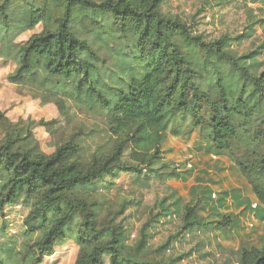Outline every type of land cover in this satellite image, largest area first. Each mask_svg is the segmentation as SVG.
<instances>
[{"label":"trees","instance_id":"obj_1","mask_svg":"<svg viewBox=\"0 0 264 264\" xmlns=\"http://www.w3.org/2000/svg\"><path fill=\"white\" fill-rule=\"evenodd\" d=\"M168 1L0 0V58L15 64L8 81L42 105L54 104L72 125L49 154L34 129L55 134L58 118L12 121L0 108V213L30 205L25 247L19 253L0 247V264H42L70 241L79 246L75 264L183 261L149 257V222L128 243L124 216L131 200L112 199L102 188L107 176L123 172L186 180L184 169L171 171L166 162L156 167L170 134L187 140L197 132L208 153L229 157L257 201L242 198L238 189L218 196L208 188L181 213L176 195L162 209L165 216L179 213L181 228L158 253L170 251L183 235L213 230L211 225L232 229L238 206L259 207L257 217L263 213L264 44L234 50L253 35L254 24L239 35L207 40L163 10ZM28 31L34 33L18 42ZM95 138L101 141L92 145ZM206 207L214 220L200 215ZM240 264H264V245L245 248Z\"/></svg>","mask_w":264,"mask_h":264},{"label":"rangeland","instance_id":"obj_2","mask_svg":"<svg viewBox=\"0 0 264 264\" xmlns=\"http://www.w3.org/2000/svg\"><path fill=\"white\" fill-rule=\"evenodd\" d=\"M163 10L170 15L185 19L192 30L204 34L207 40H213L223 34L239 35L254 24L253 35L241 45L234 44L233 48L238 53L254 50L264 44L262 22L264 0H169ZM40 29L38 27L37 31ZM33 33L34 31L26 32L18 39V42L27 41ZM260 61L264 62V49ZM14 68V62L0 58V108L12 121L28 117L37 121L58 118L56 128L59 130L55 134L49 133L43 126H37L34 129L42 149L51 154L54 151V142L69 132L72 125H68L66 119L60 116L54 104L42 105L39 99L32 98L18 86L10 83L7 76ZM79 117L87 123L94 122V119L82 115ZM97 124L103 127L101 122ZM100 141L101 138H95L90 140V143L93 142L92 145H95ZM164 151V159L156 163V167H161L166 162L167 168L171 171L179 172L180 168L184 169L188 175L185 172L180 171V173L187 176L186 180H164L150 172H143L140 175L123 172L115 177L107 176V182L102 184L103 191L109 193L112 199L125 196L131 200L130 207L124 216L129 232L128 243H135L142 234L144 224L149 222L150 226L146 230L147 250L150 253L149 257L154 260L166 261L171 257L183 256L184 260L179 264H240L241 254L245 248L264 245V218H262L264 208L263 213L260 214L261 217H257L254 212L259 207L254 209L238 206V209L232 212L238 221L232 229L218 230L211 225L213 230L183 235L173 241L170 251L158 253V248L168 241L169 236L181 228L180 214L165 216L163 215L165 211L162 209V204L167 206L177 196L182 197V206H176L175 210L181 213L184 204L192 205L198 199L202 200V193L208 188L218 196L220 192L238 189L242 198L251 197L252 202L257 201L251 184L245 176H240L239 172L233 169V162L229 157L208 153L206 143L202 142L197 132L187 140L170 134L164 145ZM109 180H112L114 184L111 185ZM214 199L212 198L211 202L213 200L215 204ZM164 200L167 201L164 202ZM29 211L30 205L21 203L8 206L4 214L0 213L1 248L6 250L13 248L15 253L22 251L23 244L25 247L27 240L24 237L26 231L24 220ZM200 215L207 221L215 219L207 207L202 209ZM78 251L77 243L70 241L56 247L55 253L45 257L42 264H75Z\"/></svg>","mask_w":264,"mask_h":264},{"label":"crops","instance_id":"obj_3","mask_svg":"<svg viewBox=\"0 0 264 264\" xmlns=\"http://www.w3.org/2000/svg\"><path fill=\"white\" fill-rule=\"evenodd\" d=\"M48 105H50V104H48ZM53 105V104H52Z\"/></svg>","mask_w":264,"mask_h":264},{"label":"built area","instance_id":"obj_4","mask_svg":"<svg viewBox=\"0 0 264 264\" xmlns=\"http://www.w3.org/2000/svg\"><path fill=\"white\" fill-rule=\"evenodd\" d=\"M255 206V205H254Z\"/></svg>","mask_w":264,"mask_h":264}]
</instances>
